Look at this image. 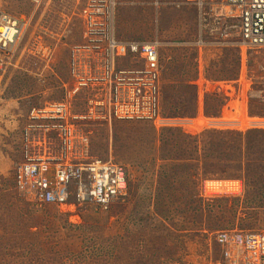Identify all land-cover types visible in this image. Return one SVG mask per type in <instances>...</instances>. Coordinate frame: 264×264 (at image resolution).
<instances>
[{"label":"rangeland","instance_id":"obj_1","mask_svg":"<svg viewBox=\"0 0 264 264\" xmlns=\"http://www.w3.org/2000/svg\"><path fill=\"white\" fill-rule=\"evenodd\" d=\"M118 1L119 37L172 43L161 47L164 113L174 111V98L186 107L193 83L196 114L173 116L179 122L172 127L140 120L109 126L101 119L84 127L91 154L128 171V194L107 212L89 206L61 212L27 200L13 180L23 115L65 99L71 47L83 42L86 28V0H0V10L30 20L23 48L40 61L37 70L11 67L3 84L0 264H210L219 253L216 231L264 230V151L241 146L235 135L264 129L257 122L264 120V47L240 46L235 26L227 37L220 30L205 35L201 50L186 45L198 37L204 13L190 0Z\"/></svg>","mask_w":264,"mask_h":264},{"label":"built area","instance_id":"obj_2","mask_svg":"<svg viewBox=\"0 0 264 264\" xmlns=\"http://www.w3.org/2000/svg\"><path fill=\"white\" fill-rule=\"evenodd\" d=\"M190 1L204 13L198 37L186 45L200 49L207 42L205 35L220 30L227 37L235 26L240 46L264 47V0ZM118 5V0H86V28L83 42L71 47L65 99L33 106L23 115L14 187L39 206L71 213L89 206L107 212L128 194L126 167L91 154L90 131L84 129L91 120L109 126L116 120L150 121L162 127L177 124L174 119L179 122L164 113L160 96L161 47L172 43L119 38ZM28 26L26 18L0 10V129L8 117L3 108L7 72L18 64L25 69L40 66L33 51L23 48ZM78 97L86 100L83 108L75 106ZM257 122L264 127V120ZM214 240L219 253L210 264H264V230L228 227L216 231Z\"/></svg>","mask_w":264,"mask_h":264},{"label":"trees","instance_id":"obj_3","mask_svg":"<svg viewBox=\"0 0 264 264\" xmlns=\"http://www.w3.org/2000/svg\"><path fill=\"white\" fill-rule=\"evenodd\" d=\"M187 88H188V90H191V91H189V95H191V92H192V96L191 97L188 96L184 100H182V102L186 103V107H183L180 104H176L177 103V102H175L176 98H174V107L175 108H174V111L170 112L171 114H169V115H171V116H191V117L195 116L196 111H197V100H198L195 84L189 83ZM193 89L195 90V92ZM225 98L220 99L222 101V104H223V100H225ZM207 133L212 135L213 131L208 130ZM200 135L201 134H197L195 137H199ZM235 135H237L239 137V139H237V142H239L241 146H243L244 142H245L248 144V146L250 147L251 150L257 149L258 151H264V129L263 130L251 129L245 133L243 131L236 132ZM212 139H214V138L212 137ZM76 254H77V251H76ZM80 254L81 255L78 254V256H81L80 258H82L83 257L82 252Z\"/></svg>","mask_w":264,"mask_h":264},{"label":"bare ground","instance_id":"obj_4","mask_svg":"<svg viewBox=\"0 0 264 264\" xmlns=\"http://www.w3.org/2000/svg\"><path fill=\"white\" fill-rule=\"evenodd\" d=\"M28 19V18H27ZM30 21V20H29ZM117 35V34H116ZM119 37V36H118ZM119 38H122V37H119ZM137 40V39H136ZM139 41V40H138Z\"/></svg>","mask_w":264,"mask_h":264},{"label":"crops","instance_id":"obj_5","mask_svg":"<svg viewBox=\"0 0 264 264\" xmlns=\"http://www.w3.org/2000/svg\"><path fill=\"white\" fill-rule=\"evenodd\" d=\"M201 50V49H200Z\"/></svg>","mask_w":264,"mask_h":264}]
</instances>
